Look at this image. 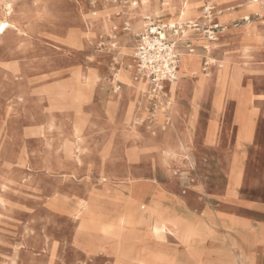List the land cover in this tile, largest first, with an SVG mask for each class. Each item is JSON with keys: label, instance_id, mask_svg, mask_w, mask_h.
I'll return each mask as SVG.
<instances>
[{"label": "rangeland", "instance_id": "obj_1", "mask_svg": "<svg viewBox=\"0 0 264 264\" xmlns=\"http://www.w3.org/2000/svg\"><path fill=\"white\" fill-rule=\"evenodd\" d=\"M208 1L216 5L219 20L227 21L229 31L244 26L242 10L246 0H202L190 20L201 16L197 23L203 24V9ZM7 5L12 7L10 14ZM129 5L130 0H0V19L7 18L16 25L0 37V264H113L110 258H87L77 244L79 224L72 208L91 196L97 199L109 222L117 221L114 208L125 211L131 194L138 209L140 204L149 205L157 197L164 206L173 207L177 215L199 225L202 236L194 247L202 252L207 264L237 263L234 253L241 233L233 230L234 219L264 222V214L246 208L245 200L242 204L210 201L202 207L198 199L188 196L187 187L199 176L213 175L212 165L201 151L209 108L205 106L200 112L195 132L190 135L184 115L175 125L172 121L160 127L152 125L159 121L161 112L164 117L172 112L173 107L163 105L158 98L169 94L170 83L166 82L157 94L153 93L151 82L145 94H127L125 83L118 81L116 74L123 64H128L125 68L134 69L131 77L135 83L143 79L137 47L138 36L144 29L129 40L128 27L121 22L122 13L113 10H126ZM106 7L111 11L109 17L121 29L114 41L115 50L108 34L91 35L84 28L85 20L92 18L93 12L99 14ZM157 8L158 16L148 15L145 19L164 25H169V21L178 23L179 13L170 11L172 6L164 0H158ZM250 17L255 28L264 31V14ZM144 22L146 25L147 21ZM191 34L199 36L193 38L199 48H193L201 55L198 63L202 76L216 69L210 57L227 56L230 69L247 66L248 63L239 61L234 40L221 38L218 52L211 55L200 42L206 37ZM168 38L174 40L171 33ZM74 41H79L80 47H73ZM245 43L258 44L251 40ZM183 47L185 52L177 49L179 60L188 53ZM90 69L96 82L80 86L89 99L75 104L77 77L82 76L84 81ZM186 79L182 73L179 80ZM255 87L264 92V77L255 80ZM240 102L245 105L239 118L243 132L251 136V124L246 119L250 102ZM180 103L191 108L189 96ZM213 106L216 111L221 110ZM131 107L145 120L143 126L127 122ZM232 117L230 104L220 124L219 142L225 147L234 142ZM212 123L211 132L216 121ZM164 139L174 147H179L181 139L188 140L189 151L177 149L165 162ZM261 142L264 144V135ZM191 154L195 161L188 159ZM259 166L263 168L262 163ZM246 199L264 207L262 192L246 194ZM121 230L125 234L132 231L125 226ZM133 232L145 234L148 227L137 225ZM148 240L146 245L160 244L159 249L169 259L165 264L186 252L175 235L162 242L154 237Z\"/></svg>", "mask_w": 264, "mask_h": 264}, {"label": "bare ground", "instance_id": "obj_2", "mask_svg": "<svg viewBox=\"0 0 264 264\" xmlns=\"http://www.w3.org/2000/svg\"><path fill=\"white\" fill-rule=\"evenodd\" d=\"M200 1L202 0H164L165 3L172 6V10L170 11L179 13V18L177 17L179 21H177V24L182 26L193 24L201 19L200 16L197 20H190L194 15L195 7H198ZM157 2L158 0H130V5L126 10L122 8V10L120 8L113 10V13H122L121 22L123 21L128 27L130 34H128L127 38L129 40H132V35L137 37L138 33L146 27L144 20L148 15L158 16ZM263 2L264 0H246L243 3L244 8L242 12L245 14V24L240 29L235 30L236 32H233V30L229 31L228 28H226L228 25L227 21L220 22L218 15L217 19L219 24L225 27L226 30L224 28L221 36L214 42L201 38L200 42L204 45L203 47L213 55L218 52V43L221 41V38H228L230 36L229 33H234L235 40L241 46L242 56L248 57L251 50L255 48V45L245 42L251 40L260 44L264 38V31L256 29L255 25L251 23L250 17L251 14H264ZM128 3L129 2H126L125 4ZM7 6V14H10L12 7H10V5ZM206 6L216 5H214L212 1H208ZM108 9L109 8L106 7L105 11L99 14L93 12L92 18L85 20L84 28L87 33L91 35H97L98 32L108 34L113 40L112 48L115 50L117 47L115 48L114 41L118 38L117 34L121 29H119L118 23L109 17L111 11ZM168 23L170 27L176 24L170 21ZM13 28H16V25L12 21L7 18L0 19V37L4 36ZM191 33V30H186L184 32L185 37H189ZM71 45L73 47H80L79 41H74ZM200 56L201 55L196 52L182 54L179 60V69L176 79L169 84V94L164 93L163 96H158L160 103L173 107L172 112H170L167 117H164L160 111L159 121L156 123L152 122L154 127L163 126L167 121H172L173 125H175L178 121L182 120L181 117L184 115L187 116L188 120H185V123L188 127L187 130H189L190 127L188 125L191 123L193 124L195 113L200 109L199 101H202L208 86L215 85L216 87L212 101L213 105L219 110L223 107L222 96L224 91L227 92V97L229 98L237 94V91L240 89L242 73L238 69H230V60L228 57L223 56L219 59L210 57L211 63H215L216 69L213 73L208 74V76H202V69L198 63ZM205 65L207 66V63ZM126 66L129 67L128 64H123L116 74L118 81L125 83V89L128 95L132 92L145 94L148 91L149 81L142 79L139 84H136L135 79L131 77L134 69L129 68L130 71H128L125 68ZM90 71L89 76L85 78L84 81H82V76L79 75L77 77V87L75 95L73 96L75 104L85 103L89 99L88 95L84 94L80 86L96 82L97 77L95 73L91 69ZM206 71L207 69L205 68L204 72ZM182 73L186 74V80H179ZM117 91H119V89ZM190 95H192L191 108L188 109L183 107L180 101L183 97ZM165 97H167V101ZM240 101L241 100H239L237 104V115L239 118L242 117L245 110V105ZM144 121L145 120L140 117V115L135 114L132 107L129 109L127 122H134L143 126ZM212 127L213 123L211 122L209 136L212 135ZM147 128L150 130L151 126L147 125ZM248 134L251 135V133ZM239 138L241 141L249 140L250 136H248L246 132H242ZM163 142L165 145L163 160L165 162L168 157L176 154L177 149L189 151L188 140L181 139L179 147L167 144L165 139ZM188 159L191 160L190 157H188ZM132 197L133 194L127 198L124 212L114 208V212L118 217L115 222L108 221L107 214L98 206L97 199L93 196L87 200L82 199L77 207L72 208V212L76 216L79 224L78 233L80 239L77 243L79 248L87 255L106 253L112 257L113 264H165L168 256L163 250L159 249L160 247L158 246H160V244L158 243L155 247L149 248L146 242L149 241V237H154L156 241L162 242L167 236L175 235L185 246L186 252L176 256L170 264H207L205 263L202 252L194 247L195 241L202 236L199 230L200 227L197 223L181 217V215H177L173 207L164 206L157 197H153L149 205L144 206L140 204L139 209L137 201ZM141 210L144 211L142 212ZM137 225L147 226L148 232L145 234L133 232V228ZM123 226L132 229V231L128 234L122 233L121 229ZM178 257L181 259H178ZM226 264L237 263L228 262Z\"/></svg>", "mask_w": 264, "mask_h": 264}, {"label": "crops", "instance_id": "obj_3", "mask_svg": "<svg viewBox=\"0 0 264 264\" xmlns=\"http://www.w3.org/2000/svg\"><path fill=\"white\" fill-rule=\"evenodd\" d=\"M234 35V33H231L228 38L234 40L233 44L238 46L237 56L240 57L239 61L248 64L245 68L233 67V69H238L242 73L240 89L232 98L227 97V92L224 91L222 96L223 107L220 111H216L212 101L216 88L215 85L208 86L205 90V96L201 102L203 107L195 113V119H193V124H190L189 131L190 135H193L197 127L198 115L205 106H208V121L203 133L201 151L206 153L204 158L206 157L205 159L209 161V165H212L211 170H213V175L199 176L194 184H190L187 187V193L188 196L198 199L202 207L206 206V203L210 201H235L240 203L245 200L244 206L246 208L259 210V212L264 214V207H260L256 203L249 202L246 199V194L264 193V144L261 142V136L264 135V92H258L255 87V80L264 77V38L260 44L255 45V48L251 50L248 57H244ZM195 37L199 36L192 34L189 37L183 36L180 39L181 47H178L179 51H184L183 46L186 42L198 49L199 47L192 40ZM204 51L206 52V49ZM219 56L223 57V55ZM191 98L192 95L189 96L190 103ZM241 99L250 102L247 106L248 112L246 119L251 124V136L249 140L243 141H241L239 136H241L244 129L237 116V104ZM230 104L233 105L232 130L234 142L230 146L225 147L219 142L221 134L220 124L225 118ZM253 109L256 111L254 112ZM213 114H215V118H212ZM213 120L216 121L215 129L212 135L209 136L210 126ZM190 156L191 161H195L194 155L191 154ZM259 163L263 164V168L259 166ZM206 209L209 210L208 207ZM212 214L210 213V215ZM229 219L231 220L232 218ZM232 228L241 233L238 235V249L234 253L237 257L236 262L264 264V222H255L249 219H243L242 221L240 219H234ZM155 246L156 244L147 245L149 248ZM81 252L90 259L97 257L112 259L106 253L87 255L83 250Z\"/></svg>", "mask_w": 264, "mask_h": 264}, {"label": "built area", "instance_id": "obj_4", "mask_svg": "<svg viewBox=\"0 0 264 264\" xmlns=\"http://www.w3.org/2000/svg\"><path fill=\"white\" fill-rule=\"evenodd\" d=\"M220 13L215 6H205L203 9V24L193 23L170 27L160 21L158 23L148 18L144 31L138 36L137 59L139 72L143 79L151 82L153 93L157 94L164 88L163 85L176 79L179 57L178 42L176 39L183 35L186 30H192L195 34H201L210 42H214L221 34L222 26L217 20ZM163 33V35H162ZM172 34L174 40L168 38ZM188 53H194L193 46L186 42Z\"/></svg>", "mask_w": 264, "mask_h": 264}]
</instances>
